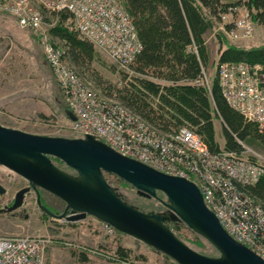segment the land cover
Here are the masks:
<instances>
[{"label":"built area","instance_id":"2783aa9c","mask_svg":"<svg viewBox=\"0 0 264 264\" xmlns=\"http://www.w3.org/2000/svg\"><path fill=\"white\" fill-rule=\"evenodd\" d=\"M67 11L79 33L119 68L128 69L142 46L121 0H0V13L11 17L38 40L53 71L73 129L90 134L118 153L159 172L188 179L198 187L206 207L222 228L264 260V212L242 190L257 183L264 168L259 161L229 151L210 152L189 128L164 135L116 100H100L64 60V53L43 38L44 14ZM220 28L231 40L248 38L253 28L246 10L228 15ZM222 96L246 121L264 134V72L261 65L222 62L216 69ZM209 89L205 72L195 81ZM4 168L0 166V172ZM108 226V225H106ZM110 227V226H109ZM111 228V227H110ZM112 229V228H111ZM113 230V229H112ZM42 241L31 236H0V264H43Z\"/></svg>","mask_w":264,"mask_h":264},{"label":"rangeland","instance_id":"374dc122","mask_svg":"<svg viewBox=\"0 0 264 264\" xmlns=\"http://www.w3.org/2000/svg\"><path fill=\"white\" fill-rule=\"evenodd\" d=\"M242 10L241 7L237 13L232 12L228 19H234ZM53 24L54 22L44 21L41 30L44 31L43 38L51 46L59 49L60 53H64L66 63L75 70L83 82L89 85L98 99H110L104 93L101 94V91H98L93 84L81 78L76 67L69 64L65 57V48L58 45L61 42L49 32ZM220 26V23L215 24L206 34L205 43L210 57L204 71L208 84L217 75L216 61H213L220 46L226 44L242 48L264 46V25H253L251 35L239 40H231ZM93 49L97 57L89 66L92 77L100 76L107 83L121 87L133 77L141 75L137 73L134 65H130L126 70L121 69L104 52L94 46ZM186 52L198 58L199 52L194 44L187 47ZM91 73L87 72L90 75ZM145 77L161 85L170 83L153 76L152 73ZM64 106L63 94L53 71L45 63L38 40L30 31L20 29L11 17L0 13V121L2 125L37 135L81 138L80 133L73 129L72 122L66 117L63 111ZM214 119L215 135L222 146L221 123L217 116ZM157 131L165 133L163 130ZM243 146L245 148L241 156L259 161L264 168V149L245 144ZM52 161L60 169L74 173L60 161L56 159ZM104 177L128 203L145 211H162L158 199H145L138 196L133 187L113 174L104 173ZM0 184L6 189V193L0 196V208L8 205L13 200L15 192L27 185L25 180L6 168L0 172ZM40 195L44 204L52 212L60 214L63 211L64 203L59 199L46 192H40ZM157 198L164 199V196L157 193ZM35 199L34 193L29 192L24 198L23 205L15 210L14 214L0 213V236L26 235L39 238L42 241L43 264H170L163 255L131 237L112 230L93 217L87 216L76 222L51 218L38 209ZM176 225L180 227L176 232L190 248L207 256L218 254L202 237L181 223Z\"/></svg>","mask_w":264,"mask_h":264},{"label":"trees","instance_id":"16d2710c","mask_svg":"<svg viewBox=\"0 0 264 264\" xmlns=\"http://www.w3.org/2000/svg\"><path fill=\"white\" fill-rule=\"evenodd\" d=\"M121 3L142 46L130 64L141 75L121 87L107 83L100 76L92 77L89 66L97 57L93 44L79 33L67 11L58 14L43 12L47 23L54 22L49 29L50 34L61 42L58 45L65 48L67 61L76 67L80 77L93 84L101 94L118 101L157 130L165 132L161 134L168 135L180 127H187L210 152L240 154L245 148L243 144L264 149V134L259 132L256 123L246 121L228 106L217 75L209 81V89L195 83L205 72L210 57L205 43L207 32L215 24L223 23L224 15L237 13L241 7L247 11L253 25H264V0H121ZM223 25L225 29L230 28L229 22ZM192 44L197 47L198 58L186 52ZM215 61L216 69L222 62H247L261 65L264 72V46L242 48L222 45L217 50ZM149 73L170 83H156L145 77ZM63 108L66 115L68 108L66 105ZM215 116L221 123L222 146L215 135ZM0 124L3 123L0 121ZM242 190L264 212V173L256 184ZM40 201L48 208L41 195ZM170 228L181 239L176 232L180 227L171 224Z\"/></svg>","mask_w":264,"mask_h":264},{"label":"water","instance_id":"95a60500","mask_svg":"<svg viewBox=\"0 0 264 264\" xmlns=\"http://www.w3.org/2000/svg\"><path fill=\"white\" fill-rule=\"evenodd\" d=\"M66 116L71 122L76 120L70 111ZM52 159L74 173L60 169ZM0 166L27 184L15 192L10 206L0 208V213L19 209L26 194L33 192L43 214L67 222L93 217L175 264H264L256 253L227 234L206 207L195 183L124 156L93 135L45 136L0 124ZM104 173L117 176L140 197L158 199L165 210L145 211L123 200ZM40 191L63 202V211L56 214L42 205ZM5 193L0 184V195ZM157 193L164 199L157 198ZM178 223L206 240L218 254L207 256L186 245L170 228Z\"/></svg>","mask_w":264,"mask_h":264},{"label":"flooded vegetation","instance_id":"af4514ba","mask_svg":"<svg viewBox=\"0 0 264 264\" xmlns=\"http://www.w3.org/2000/svg\"><path fill=\"white\" fill-rule=\"evenodd\" d=\"M58 162H59V161H58ZM41 192H42V191H41ZM0 196H1V195H0ZM142 198H143V197H142ZM145 199H147V198H145ZM12 202H13V200H12L8 205H4V206H10V205L12 204ZM159 202H160V201H159ZM160 203H161V202H160ZM4 206H3V207H4ZM161 207H162V211H164L165 209H163L164 206H163L162 204H161ZM14 212H15V211H13V213H12V212H4V213H11V214H14ZM24 217H26V215H24Z\"/></svg>","mask_w":264,"mask_h":264}]
</instances>
